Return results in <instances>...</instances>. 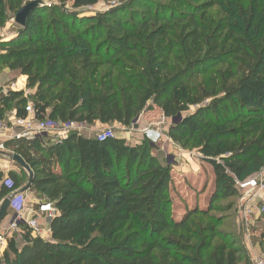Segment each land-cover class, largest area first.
I'll return each mask as SVG.
<instances>
[{"label":"trees","instance_id":"obj_1","mask_svg":"<svg viewBox=\"0 0 264 264\" xmlns=\"http://www.w3.org/2000/svg\"><path fill=\"white\" fill-rule=\"evenodd\" d=\"M24 1L0 0V28ZM112 1L39 5L0 42V66L26 78L36 120L129 127L146 110L170 120L184 114L169 138L191 144L213 170L207 206L172 213L170 170L147 142L76 133L51 145L19 142L31 190L57 214L50 241L23 230L7 240L0 264H247L241 240L214 215L231 205L212 201L237 197L236 182L264 167V0L229 1V9L223 0H118L102 13L81 11ZM232 64L234 71L217 70ZM6 94L0 122L12 105L25 119L24 94ZM8 178L0 204L24 184L15 173Z\"/></svg>","mask_w":264,"mask_h":264},{"label":"rangeland","instance_id":"obj_2","mask_svg":"<svg viewBox=\"0 0 264 264\" xmlns=\"http://www.w3.org/2000/svg\"><path fill=\"white\" fill-rule=\"evenodd\" d=\"M34 1L41 2L45 7L58 5L57 0H28L27 2L31 3ZM155 1L172 4L169 0ZM223 1L225 2V4H223L225 9H229L228 2L236 0ZM27 2L24 1L22 7L26 6L25 4ZM118 5H120V2L118 0H113L112 2L100 3L92 8L82 9L81 11H84L85 14L83 15H92L94 13L105 12L111 7ZM216 11L217 10L213 11V13ZM225 11L226 10H222L223 14ZM236 12H238V10ZM222 16H218L217 20L221 19ZM6 18L7 21L4 26L0 28V36L3 42L14 38L19 30V26L14 22V13H7ZM102 51V53L105 52L104 49ZM234 67L235 66L232 64L229 67H219L217 70L223 73L226 69L234 71L237 68ZM107 70V67L101 69L102 73ZM210 73H212V71H210ZM216 80L218 82L220 81L218 77H216ZM21 87L26 88V80L21 77L18 72H11L6 67L0 66V98L7 95V90L23 93L19 90L22 89ZM56 92H54L53 95ZM26 93H28V95L24 97L27 99V103H31L34 91L26 88ZM192 110L193 109H191V111ZM14 112L15 108L12 105L11 109L5 113L4 120L8 121L9 118L13 116ZM184 116L183 114L170 120L164 118L160 110L153 109L152 111H144L132 121L129 127H123L118 124L109 126L99 123H95L91 126L73 124L68 131L69 133H80L90 137H94L103 131H111L115 138L124 139L129 146L141 145L147 142L149 155L153 156L161 165L166 166L170 170L172 181L169 186V198L172 213L184 215L185 207L197 205L198 208H203L204 205L205 207L207 206L208 198L206 193L211 189L210 187L214 179L213 170L208 164L202 161L198 152L191 148V144L189 148L184 149L181 145L173 142L169 138L171 127L180 123ZM262 174H264V167L259 169L252 167L244 179L238 181L239 184L236 185L238 192L237 197L227 200L216 199L212 201L213 205H231V211L215 213L214 215H217L223 220L220 229L230 233L236 241L240 242L245 233L241 208L245 205L246 194H248L249 191L255 192ZM20 179L24 183L23 186H25L27 184V179L23 175H20ZM34 206L35 200L30 198L27 202V212ZM262 215L255 217L254 225L250 228L248 238V242H250L249 251L245 250L247 253L245 257L247 264H253L254 260L258 257H264V249L259 246V235L264 226V219L261 218ZM245 234L247 235V233ZM240 245H242V241Z\"/></svg>","mask_w":264,"mask_h":264},{"label":"built area","instance_id":"obj_3","mask_svg":"<svg viewBox=\"0 0 264 264\" xmlns=\"http://www.w3.org/2000/svg\"><path fill=\"white\" fill-rule=\"evenodd\" d=\"M1 39L2 37L0 36V42H3ZM16 119H18V127L21 129L18 133L9 129L10 127H6L4 122H0V139L6 137L15 141V148H17V143L19 142H31L37 138H41L45 134L53 135V142H60L69 135V128L75 124L68 123L60 125L48 119L36 120L33 107L27 109V117L25 119H19L17 117ZM6 132L9 133V135L6 136ZM112 138L115 137L111 131H103L95 136L97 142H104ZM14 149H12V151H7V149L5 150V147L0 144V154L3 157H7L8 160L9 155L16 154ZM9 162L11 161L9 160ZM238 184L239 183L236 182V185ZM3 186L8 189L11 188L12 181L9 178L5 179L3 181ZM28 193L29 190L24 194H19L18 192L11 194L10 210L13 215L9 223L0 225V247L5 245L7 240L12 237L19 240L23 230L29 232L32 238H40L44 241L50 236L49 221L56 216V208L53 203L42 199L38 203V206L42 209L40 210V214L33 208L27 212ZM241 214L243 227L245 233H247V235L244 233L243 237L248 241L250 228L254 225L255 217L264 214V174H262L255 192L249 191V193L246 194L245 205L241 208ZM42 218L43 222H41ZM253 264H264V257L256 258Z\"/></svg>","mask_w":264,"mask_h":264},{"label":"crops","instance_id":"obj_4","mask_svg":"<svg viewBox=\"0 0 264 264\" xmlns=\"http://www.w3.org/2000/svg\"><path fill=\"white\" fill-rule=\"evenodd\" d=\"M23 78L26 80L25 77H23ZM19 90H21L23 92L24 96L28 95V93H26L25 87H23L22 89H19ZM8 91H10V90H7V92ZM31 107H32L31 103H27V109H29ZM3 122H4L6 127H10L9 129H12L15 133H18L21 130L18 127L19 124H18V119H16V111L13 113V116H11L8 121L4 120ZM76 134H78V133H76ZM7 135H9V133L6 132V136ZM78 135H82V134L79 133ZM82 136H84V135H82ZM84 137H90V136H84ZM53 138H54L53 135L45 134L41 138H37L35 140H38L39 143L44 144V145H47V144L51 145V144H55V142L52 141ZM0 144H2L5 147V150L7 149V151H12V149L15 148L14 146L16 143H15V141L11 140L10 138L4 137L3 139H0ZM11 172L18 175L19 178H20V175H23L28 181V175L24 170L19 168L16 164L9 162L7 157H3L0 154V189L3 187V181L8 178V174ZM207 194H208V191H207L206 195ZM28 198L29 199L33 198L35 200V206L33 207V209L35 211H37L38 214H40V212H41L40 210H42V209L38 206V203L40 202V200H42V197L35 194L30 188L29 193H28ZM12 215H13L12 211L9 210L8 215L5 217V219L1 225H6L7 223H9V221L12 218ZM42 220H43V218L41 219V222H43ZM46 241H50V236H48V239ZM241 241H242V245L244 247V250L249 251V245H250L249 243L250 242L246 241L244 237L242 238ZM6 245L7 244L0 247V256L2 255L3 251L5 250ZM246 254L247 253L245 252V255Z\"/></svg>","mask_w":264,"mask_h":264},{"label":"water","instance_id":"obj_5","mask_svg":"<svg viewBox=\"0 0 264 264\" xmlns=\"http://www.w3.org/2000/svg\"><path fill=\"white\" fill-rule=\"evenodd\" d=\"M41 4H42L41 2L34 1V2H31V3L27 4L26 6L22 7L18 11V13L16 14V16L14 18V22L19 27H23L24 24H25V19L28 16V14L33 9H35L36 7H38ZM8 157H9V160L12 163L16 164L19 168L24 170L27 173V175H28L27 184L18 191L19 194H24L31 188L32 182H33V179H34V174L31 171L30 167L26 164V162L18 154H12V155H9ZM10 200H11L10 197H8V198L4 199L2 201V203L0 204V225L4 221V219L7 216V214L9 213Z\"/></svg>","mask_w":264,"mask_h":264}]
</instances>
